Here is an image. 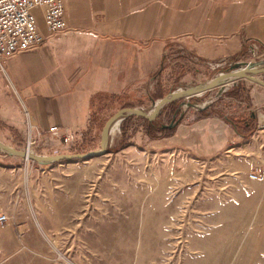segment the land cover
Segmentation results:
<instances>
[{"label":"rangeland","instance_id":"obj_1","mask_svg":"<svg viewBox=\"0 0 264 264\" xmlns=\"http://www.w3.org/2000/svg\"><path fill=\"white\" fill-rule=\"evenodd\" d=\"M251 52L246 49L237 63L202 64L198 56L189 57L191 77L178 82V75L169 73L159 85L168 94L237 65L264 67V59H254ZM2 65V142L28 150L31 136L35 144L28 151L42 156L87 154L99 147L103 120L78 144L44 139ZM263 74L253 75L262 79ZM243 79L248 78L183 99L177 116L170 102L155 113L164 124L174 116L183 122L186 114L215 100L216 91ZM156 91L153 85L148 94H131L111 108L147 107L158 99ZM243 112L245 118L255 113L251 127L230 119V113L210 115L253 131L236 143L222 141L224 134L211 124L183 130V139L174 143L157 142L144 135L143 119L124 123V118L110 135L108 151L85 160L39 163L0 148V216L7 217L0 223V264H264V179L249 177L264 168V128L259 126L264 113ZM123 125L128 145L113 152Z\"/></svg>","mask_w":264,"mask_h":264},{"label":"crops","instance_id":"obj_2","mask_svg":"<svg viewBox=\"0 0 264 264\" xmlns=\"http://www.w3.org/2000/svg\"><path fill=\"white\" fill-rule=\"evenodd\" d=\"M64 2L69 29L51 34L39 18L45 41L2 65L35 130L54 143L68 135L78 144L104 123L107 112L100 117L103 111L131 94L146 95L156 85L157 97H163L165 90L159 83L167 74L176 73L178 82L191 77L189 57L198 56L202 64L237 63L250 49L254 59H264V0ZM198 65L194 64L202 67ZM214 96L202 108L208 116L194 109L173 134L155 141L171 144L183 139V130L211 124L210 129L224 134L222 141L240 142L244 137L235 132V126L222 118L212 120L210 115L230 113L237 122L247 116L245 109L264 113V85L250 79ZM221 119L224 124L216 129L214 124ZM123 130L114 148L129 138L125 125Z\"/></svg>","mask_w":264,"mask_h":264},{"label":"built area","instance_id":"obj_3","mask_svg":"<svg viewBox=\"0 0 264 264\" xmlns=\"http://www.w3.org/2000/svg\"><path fill=\"white\" fill-rule=\"evenodd\" d=\"M65 0H0V65L8 58L34 49L45 41L39 30V18L51 34L57 35L69 29L66 20ZM38 11V12H37ZM264 128V124L259 125ZM57 135L54 131H50ZM41 135V133L39 134ZM65 143L68 135L61 136ZM35 142L28 138V150ZM253 180L264 179V168L258 167L249 174ZM7 221L0 216V223Z\"/></svg>","mask_w":264,"mask_h":264},{"label":"water","instance_id":"obj_4","mask_svg":"<svg viewBox=\"0 0 264 264\" xmlns=\"http://www.w3.org/2000/svg\"><path fill=\"white\" fill-rule=\"evenodd\" d=\"M236 67L237 68H233L231 70L218 72L215 75H213L210 79H208V80H206V81H204V82H202V83H200V84H198V85H196L190 89H187L186 91H173V92L166 94L165 96H163L161 98L154 99L152 101V103L147 107H143L141 109L128 108V107H116V108L111 109L104 116V129H103L101 143L95 151H92L90 153H87V154H77V153L66 154V153H64V154H58V155H50V156L49 155H43L42 156V155H37V154L31 153L28 150L16 149L10 145L5 144L1 140H0V148L2 151L8 153L9 155L20 156V157L26 158L28 160L31 159V160L37 161L39 163H45V162L56 161V160H61V159H70L72 161L85 160V159L93 158L96 156H100V155H102L108 151L107 148H108V145L110 142V130L112 127V120L110 119V116L113 113H116V112L123 113L125 115L124 118L134 117V118H138V119H152L157 115V113L150 114V112L156 106L162 104L163 102L169 103V102H172L175 100L199 96V95L203 94L204 92L211 90L217 84H219V83H216L219 79L225 78V77L230 76L232 74H238L241 77L248 78L254 82H257V83L264 85V80L259 79L253 75L255 73H264V67L263 66H260V65L239 66V65H237ZM234 130L238 135L243 136V137H248L253 133V131L251 129L245 130L240 126H235Z\"/></svg>","mask_w":264,"mask_h":264},{"label":"trees","instance_id":"obj_5","mask_svg":"<svg viewBox=\"0 0 264 264\" xmlns=\"http://www.w3.org/2000/svg\"><path fill=\"white\" fill-rule=\"evenodd\" d=\"M195 98L194 97H191ZM183 99L180 100H175L169 103L170 107H172V112L175 113V116H177V114L179 113V104L180 102H182ZM203 110L205 109H200V113L202 114V116H208L205 115L203 113ZM172 117L171 120L169 121L168 124H164L160 119H159V115H156L154 118L152 119H143L144 123H145V133L146 135L151 139V140H156V139H160V138H164V137H168L171 134H173L179 124H180V119L176 118V117ZM134 117H127L124 119V123L129 122L131 120H133ZM255 119H256V115L255 113H250V115L247 118H240V122H242L244 124V126L246 127H251L253 124H255ZM228 122L231 123V120L227 119ZM124 127V125L122 126ZM125 131L122 130V133H124ZM128 144H126L125 142L120 143V145L114 149H112L113 152L119 151L120 149H123L125 147H127Z\"/></svg>","mask_w":264,"mask_h":264},{"label":"bare ground","instance_id":"obj_6","mask_svg":"<svg viewBox=\"0 0 264 264\" xmlns=\"http://www.w3.org/2000/svg\"><path fill=\"white\" fill-rule=\"evenodd\" d=\"M241 76H239L238 74H232L230 76H227L225 78H222V79H219L216 83H223V82H228V81H231L233 79H238L240 78ZM187 90V89H186ZM185 89H180V90H177V91H186ZM166 102H163L162 104L156 106L151 112L150 114L152 113H155L160 107H162V105H164ZM125 115L123 113H114L110 119L112 120V127H111V130H110V135L111 133L112 134H115L119 131V126H120V123L121 121L124 119ZM261 119H263V116L261 117ZM32 153V152H31Z\"/></svg>","mask_w":264,"mask_h":264}]
</instances>
